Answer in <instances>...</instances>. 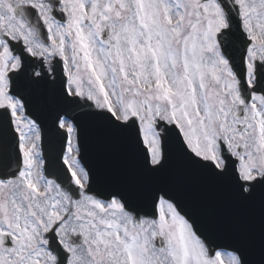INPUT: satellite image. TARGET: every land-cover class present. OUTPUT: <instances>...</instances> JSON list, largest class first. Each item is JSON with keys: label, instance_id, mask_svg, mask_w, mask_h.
Wrapping results in <instances>:
<instances>
[{"label": "snow or ice", "instance_id": "6c2138e0", "mask_svg": "<svg viewBox=\"0 0 264 264\" xmlns=\"http://www.w3.org/2000/svg\"><path fill=\"white\" fill-rule=\"evenodd\" d=\"M0 264H264V0H0Z\"/></svg>", "mask_w": 264, "mask_h": 264}]
</instances>
